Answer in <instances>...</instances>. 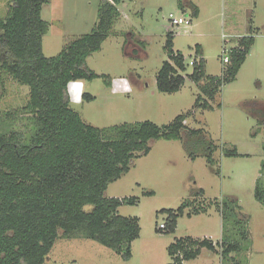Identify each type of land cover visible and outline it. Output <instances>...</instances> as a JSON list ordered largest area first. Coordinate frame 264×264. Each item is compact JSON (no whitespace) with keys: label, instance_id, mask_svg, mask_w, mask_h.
<instances>
[{"label":"rangeland","instance_id":"1","mask_svg":"<svg viewBox=\"0 0 264 264\" xmlns=\"http://www.w3.org/2000/svg\"><path fill=\"white\" fill-rule=\"evenodd\" d=\"M11 1L0 0V20L7 16ZM101 1L50 0L43 5L41 17L47 23L43 55L55 57L71 41L90 34ZM185 1L122 0L107 39L85 61L99 77L72 81L67 92L71 109L99 129L144 121L162 126L184 116L183 125L201 130L205 141L214 146L212 161L206 158L205 142L190 145L189 150L185 147V130L181 139L152 141L150 152L133 159L129 171L105 191L108 198L126 200L118 208L119 215L138 219L140 233L130 245L129 259L76 231L59 234L43 264H169L168 247L175 240L191 237L220 243L223 226L224 235L238 250L222 261L219 247L217 253L202 248L185 264H264V205L254 195L259 180L264 188L260 172L264 127L244 108L245 104L264 105V0H189L198 8L196 18L181 7ZM169 14H187L190 25L171 26ZM169 32L173 51L186 63V70L180 72L185 83L177 92L161 93L156 76L168 59ZM243 36H253L254 42L235 80L222 86L211 108L194 110L200 91L187 76L196 45L201 47L206 74L219 77L226 65L222 57ZM0 78V132H18L24 143H30L33 121L24 110L28 86L4 73ZM83 94L93 99L88 101ZM184 204L175 231H160L159 225L167 219L162 210L175 211Z\"/></svg>","mask_w":264,"mask_h":264},{"label":"trees","instance_id":"2","mask_svg":"<svg viewBox=\"0 0 264 264\" xmlns=\"http://www.w3.org/2000/svg\"><path fill=\"white\" fill-rule=\"evenodd\" d=\"M49 1L12 0L7 16L0 20V77L4 73L28 86L24 110L33 121L30 143H24L18 132H0V264H43L59 234L68 236L76 231L129 259L130 245L140 233L138 219L118 214L126 200L106 197L108 185L129 171L133 159L146 156L152 141L181 139L185 130V147L189 150L190 145L205 142L201 144H206L208 162L212 161L214 146L205 141L201 130L187 129L181 115L162 126L144 121L110 130L85 123L71 109L67 87L72 81L99 77L85 61L107 39L122 0H102L93 31L68 43L57 56L47 58L42 52L47 23L41 12ZM181 7H187L191 16L197 17L198 8L191 1L183 2ZM253 42V36L238 39L219 77L206 74L201 47L196 45L192 72L187 76L200 91L194 110L211 108L210 102L222 86L235 80ZM165 50L168 59L157 73L156 89L173 93L185 83L180 72L186 70V63L180 53L173 51L172 32L167 33ZM83 98L93 99L88 94ZM244 108L264 127V105L245 104ZM260 172L264 175V163ZM260 182L263 181H258L254 195L264 205ZM186 205L175 211L162 210L167 219L165 229L159 230L174 232ZM221 212L224 221V205ZM222 229L221 242L216 244L206 238L175 240L168 247L169 264H184L194 260L202 248L217 251L216 247L224 261L239 247L224 235V226ZM247 236L244 231L242 238Z\"/></svg>","mask_w":264,"mask_h":264},{"label":"built area","instance_id":"3","mask_svg":"<svg viewBox=\"0 0 264 264\" xmlns=\"http://www.w3.org/2000/svg\"><path fill=\"white\" fill-rule=\"evenodd\" d=\"M168 20L171 24V26H180V25H186V26H189L190 25V19L188 16H180V17H175L174 15L172 14H169L168 16ZM223 52H225V49L222 50ZM229 61V58L228 56H223L222 57V62L224 64L228 63ZM194 60L192 59L189 63V65L191 66L193 64ZM159 229H165V224H160L159 225Z\"/></svg>","mask_w":264,"mask_h":264},{"label":"crops","instance_id":"4","mask_svg":"<svg viewBox=\"0 0 264 264\" xmlns=\"http://www.w3.org/2000/svg\"><path fill=\"white\" fill-rule=\"evenodd\" d=\"M185 16H188L187 14H185ZM212 252H215V253H217V251H212ZM185 264V263H184Z\"/></svg>","mask_w":264,"mask_h":264}]
</instances>
